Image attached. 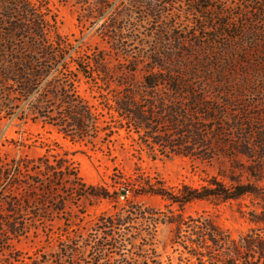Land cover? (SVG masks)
<instances>
[{
	"label": "trees",
	"instance_id": "16d2710c",
	"mask_svg": "<svg viewBox=\"0 0 264 264\" xmlns=\"http://www.w3.org/2000/svg\"><path fill=\"white\" fill-rule=\"evenodd\" d=\"M73 1L82 12L79 19L82 26L87 21L94 25L113 5L111 0ZM150 5L147 4V16L158 21ZM115 15L112 8L109 18L98 28L112 42L114 50L117 49ZM54 27L47 0H0V120L40 123L73 144L100 145L108 150L119 130H133L151 150L194 156L205 163L218 158L247 157L254 161L251 173L261 179L264 117L257 114L249 119L247 112L238 111L231 118L228 110L243 93H211L212 101L205 99L206 93H180L185 86L182 74L172 65L180 49L159 50L151 57L143 79L145 90L155 91L167 85L172 93H138L130 81L137 61L128 63L132 69L127 71L124 85H119L124 88L123 93H109L114 69L108 67L106 55L93 51L81 54L64 38L52 36ZM156 36L159 41L179 40L165 29ZM199 67L197 62L191 70L194 78L212 73L206 65L200 76ZM83 80L93 92L91 100L79 93ZM256 120L258 126L252 125ZM203 121L218 124L211 128L202 125ZM195 148L199 154L193 153ZM205 182L199 188L182 186L176 194L163 187L148 186L134 195L160 197L177 205L180 211L191 203L213 199L228 202L255 196L264 202V188L254 184H244L235 178L225 184L217 177ZM114 195L102 187L87 185L76 163L67 153L61 154L54 148H47L38 157L0 155V264H51L50 254L39 250L32 255L23 254L16 251L13 243L41 236L51 240L54 233L50 229L55 221L64 220L70 229L75 221L83 220L84 201L110 200ZM124 207L127 217L116 211L103 214L95 223L94 231L103 236L101 252L105 247L117 248L114 230L126 225L130 216L145 218L133 205L126 203ZM159 220L175 226L176 240L181 233L185 234L183 246L188 264L264 261V237L247 235L235 240L209 218L183 219L182 214L157 219L153 232ZM255 223L264 224V214ZM66 238L74 240L70 230L66 231ZM168 261L171 262L170 258Z\"/></svg>",
	"mask_w": 264,
	"mask_h": 264
},
{
	"label": "rangeland",
	"instance_id": "374dc122",
	"mask_svg": "<svg viewBox=\"0 0 264 264\" xmlns=\"http://www.w3.org/2000/svg\"><path fill=\"white\" fill-rule=\"evenodd\" d=\"M47 1L55 23L52 36L64 38L81 54L93 51L106 55L108 67L114 69L109 93H123L124 88L119 85H124L125 75L132 69L129 61L139 63L130 78L138 93H172L167 85L155 91L145 90L143 79L151 57L159 50L180 49L172 63L182 74L185 85L180 93H206L207 101H212L211 93H243L228 109L231 118L237 116L238 111L247 112L249 119L257 114L264 117V0H111L113 5L104 16L94 25L87 21L83 26L79 23L82 12L75 1ZM148 3L158 21L147 16ZM112 8L116 13L115 50L112 42L98 31ZM161 29L176 35L179 40L164 38L159 41L156 35ZM197 62L200 63V76L206 65L212 73L203 74L201 78L191 76ZM79 93L91 100L93 92L83 80ZM257 121L251 124L258 126ZM217 124L202 122L211 128ZM139 135L136 131L121 129L113 136L108 150L100 145L73 144L40 123L0 120V155L38 157L47 148H54L61 154L67 153L76 163L87 185L102 187L110 195L115 194L110 200L84 201L83 220L75 221L70 229L64 220L55 221L50 229L54 233L51 240L41 236L14 242L16 251L32 255L39 250L50 254L51 264H155L159 260L161 264H188L183 246L184 233L176 240L175 226L161 220L155 232L152 230L157 219H171L178 214H182L183 219L209 218L235 240L247 235L264 237V224L255 223L264 214V202L255 196L228 202L199 201L180 211L177 205L160 197L134 195L148 186L163 187L176 194L182 186H204L211 177H217L225 184L235 178L241 183L264 188V165L259 180L251 173L254 161L247 157L238 160L218 158L205 163L194 156L151 150ZM193 153L200 152L195 148ZM126 203L139 209L145 218L130 216L126 225L114 230L118 237L117 248L109 250L105 247L101 252L103 236L94 231L95 223L103 214L116 211L127 217ZM67 230L71 231L72 242L66 238ZM60 250L64 252L60 253ZM249 255L254 257L246 253ZM94 259H98L97 262L94 263Z\"/></svg>",
	"mask_w": 264,
	"mask_h": 264
}]
</instances>
